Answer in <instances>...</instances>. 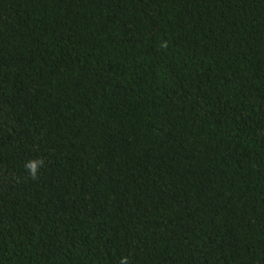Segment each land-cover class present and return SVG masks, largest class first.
<instances>
[{
  "label": "trees",
  "instance_id": "1",
  "mask_svg": "<svg viewBox=\"0 0 264 264\" xmlns=\"http://www.w3.org/2000/svg\"><path fill=\"white\" fill-rule=\"evenodd\" d=\"M125 258L264 264V0H0V264Z\"/></svg>",
  "mask_w": 264,
  "mask_h": 264
},
{
  "label": "clouds",
  "instance_id": "2",
  "mask_svg": "<svg viewBox=\"0 0 264 264\" xmlns=\"http://www.w3.org/2000/svg\"><path fill=\"white\" fill-rule=\"evenodd\" d=\"M26 168L28 169V172H29V176L30 178L32 179H36V164L35 162H29L27 165H26ZM121 264H127V259L125 258Z\"/></svg>",
  "mask_w": 264,
  "mask_h": 264
}]
</instances>
